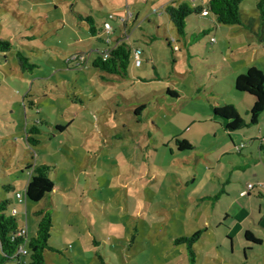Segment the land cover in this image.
I'll list each match as a JSON object with an SVG mask.
<instances>
[{
    "label": "rangeland",
    "instance_id": "1",
    "mask_svg": "<svg viewBox=\"0 0 264 264\" xmlns=\"http://www.w3.org/2000/svg\"><path fill=\"white\" fill-rule=\"evenodd\" d=\"M165 1L0 0V38L11 43L0 53V199L10 201L9 213L18 211L28 239L36 212L50 211L45 264H188V244L179 238L204 228L193 245L195 264H244L245 254L264 263V246L251 244L250 252L225 220L230 170L223 167L242 158L221 156L233 140L248 142L242 129L225 133L210 110L231 105L248 118L253 98L236 91L234 79L252 67L264 75L257 38L264 39V20L257 12L254 33L244 17L243 25L205 35L191 29L190 41L166 19ZM252 1L241 6L251 20ZM86 18L97 30L108 21L112 38L122 34L130 49L142 48V65L130 64L126 78L93 68L100 46ZM82 51L89 53L82 68L65 64ZM17 52L37 67L22 73ZM32 129L34 146L26 141ZM175 139L192 150H178ZM28 165L51 168L53 189L38 203L25 199Z\"/></svg>",
    "mask_w": 264,
    "mask_h": 264
},
{
    "label": "trees",
    "instance_id": "2",
    "mask_svg": "<svg viewBox=\"0 0 264 264\" xmlns=\"http://www.w3.org/2000/svg\"><path fill=\"white\" fill-rule=\"evenodd\" d=\"M243 1L244 0H208L206 4H202L199 0H174L165 7L164 12L172 23L177 35L190 40L191 36L187 37L186 31L187 20L191 16H202L203 12H206V16L211 15L216 25H243L244 22L240 13V5ZM255 2V8L260 15V19L263 21L264 0H255ZM84 21L89 26L90 35L96 37V42L100 45V49L96 51V57L91 62L92 67L108 75L126 78L129 65L134 62L133 49H130L125 44H117L107 49V58L103 59L100 51L105 48L102 38L99 36L100 32L95 28V23L91 18H86ZM251 21L252 20L246 22V26L249 27V29L251 28ZM206 33H208L207 30L201 31L200 35H205ZM10 49L11 43L0 38V53L5 54L10 51ZM16 60L22 73L31 72L37 67L36 64L30 62L29 59L20 52L16 53ZM85 63L79 67H75L72 63L65 62L67 66L75 67L76 69L82 68ZM234 88L238 92L246 93L251 96L253 98V105L247 112V121H245L231 105L210 108L213 118L215 120L219 119L223 131L227 134L255 126L258 123L260 115L264 111V75L258 69L252 67L249 68L244 75L237 76L234 79ZM36 134H38V131L32 129L26 136V141L31 144V146L39 143V139L33 137ZM174 143L180 151L192 150V146L188 141L183 140L179 142L178 139H175ZM27 169L30 179L25 188V199L33 203H38L53 189V185L48 177L51 168L47 165H28ZM8 187L9 186H6L5 188L7 189ZM10 204L9 200L0 199V264H45L44 253L45 251L52 250L48 245L50 231L53 226L50 211L41 209L36 212L35 215L39 219L35 235L28 239L26 236H20L23 224L19 225L16 217L9 213ZM13 208L12 206L10 210ZM205 231L206 229L204 228L195 232L189 238H179V241L188 244V264L196 263V254L193 245L200 239L201 234ZM244 239L245 241L255 244L260 243V240L253 238L249 232L244 233ZM20 247L25 248L27 252L26 255L17 254Z\"/></svg>",
    "mask_w": 264,
    "mask_h": 264
},
{
    "label": "crops",
    "instance_id": "3",
    "mask_svg": "<svg viewBox=\"0 0 264 264\" xmlns=\"http://www.w3.org/2000/svg\"><path fill=\"white\" fill-rule=\"evenodd\" d=\"M172 1H174V0H166L162 5V10L164 11L165 7L169 3H171ZM199 1L202 4H206L208 0H199ZM126 2H129V0H126ZM252 3H254L253 5L255 7V4H256L255 0H253ZM241 6H242V4L240 5V13H241L242 20H243V17L246 19V21L251 20L250 18L248 19L247 16L246 17L243 16V11L241 10ZM254 11H256V13H253V16L251 17L252 21L255 23L254 25L251 24L250 31L252 33H254V30H256L257 27L259 29V19H258L256 8L254 9ZM164 15H165L166 19L169 20L168 16L165 14V12H164ZM130 16L131 15H129V18H130ZM208 16L209 15H207V16H201V15L191 16L187 20V22H188L187 28H186L187 35H188L187 37L191 36V31H193V30H195L198 33H200L201 31H205V30H207L208 32H212L213 30H217L219 25H216L215 20L212 16L210 19H207ZM194 19L199 21L200 24H199V22H197L196 25L194 23H193V25H191V22L194 21ZM105 22H108V21L105 20L102 23V25ZM123 24H127V21H126V23L124 22ZM171 25H172V23H171ZM206 25L208 26V28H206ZM124 27H126V26H124ZM156 27L159 28V25H157ZM172 27H173V25H172ZM200 27H202V30ZM211 27H212V29H211ZM166 28H168V26ZM191 29H193V30H191ZM101 30H102V27L98 30L100 32L99 36L102 38ZM210 30H212V31H210ZM260 30L262 32H264V27L263 28L261 27ZM257 38H259V40H260V41L258 40L259 42H261V40H264L263 38L260 39V37H257ZM94 39L96 40V37H94ZM124 40H126V38L122 34H120L119 36H115L112 38V45L115 46L117 44H125ZM167 40L168 39H166V41ZM171 40H174V39H171ZM139 49L140 48L138 47V48H134L133 50H139ZM82 52H86V51H82ZM140 53L144 55L142 48H141ZM87 54H89V53H87ZM145 58H147V57H145ZM141 65H142V63H141ZM237 76H239V75H237ZM250 108H251V105L249 104L247 106L246 110L244 111L246 116H247V112L249 111ZM247 120H248V118L246 119V121ZM249 128H251L253 130L250 132H249V130L248 131L245 130V129H249ZM240 131L241 130H239V132ZM241 132H242L241 133L242 137L245 138L246 142H248V143L246 144L244 142H241L240 143L241 145H238L233 140L232 141V148L228 147V149H226V151L221 156V158L223 156L232 157L233 153L234 154L236 153L239 157L242 158V160H240V161L232 160L233 158H231V160L229 159L226 162V166L223 167V169L230 170V171H229V176L226 179V186H225L226 188L223 187V190H222L223 194L222 195H224V197L226 199H230L231 206H229V211H227V213L225 215V220L232 222L233 229H237L236 234H243L244 235L245 232H249L253 238L260 240L259 244H255V243L246 241L245 247H247L248 250L253 253V251H252L253 247L250 246L251 244L258 246V247L264 246V205H263V203H264V111L260 115V117L258 119V123L255 126L244 128V129H242ZM235 133H238V132L236 131V132H233L230 134H235ZM252 168H254V169H252ZM252 170H254V171H252ZM250 171H251V174L248 175L247 173H250ZM240 172H241V175H244V174L248 175L247 179H242V176L239 177L237 175H234V174H237ZM234 176H235V178H234ZM238 180H240V181H238ZM248 181H250V182H248ZM248 184L253 185V188L251 190L247 189ZM233 204H237V205L233 206ZM231 229L232 228H228L230 234L233 232ZM262 254H263V257L261 260L264 262V252ZM244 256H245L244 264H251V263H249L250 257L247 256L246 254ZM259 260H260V258H258V261ZM255 262H256L255 259H253L252 264H255ZM256 264H258V262H256ZM259 264H261V263H259ZM262 264H264V263H262Z\"/></svg>",
    "mask_w": 264,
    "mask_h": 264
},
{
    "label": "built area",
    "instance_id": "4",
    "mask_svg": "<svg viewBox=\"0 0 264 264\" xmlns=\"http://www.w3.org/2000/svg\"><path fill=\"white\" fill-rule=\"evenodd\" d=\"M202 16H206V12H203ZM109 19L111 20L112 16H109ZM124 22L125 21L122 20V23H124ZM111 35H112V27L110 26V24L108 22H105L103 24V27H102V41H103V45H104L105 49H102L100 51L103 59L107 58V55H108L107 49H110L113 47ZM170 42H174V40H171ZM176 49H177V47L175 46L174 50H176ZM88 55L89 54H87V53H74V54L69 55L65 59V62L72 63L73 65H75V67H79L87 61ZM133 58H134V62H133L134 66L139 67L141 65L140 51L139 50H133ZM252 188H253L252 184L247 185L248 190H251ZM15 199L19 203L22 202V195L20 193H16ZM17 213H18V211L15 208H13L11 210L12 215L15 216ZM20 236H26V228L22 227V229L20 231ZM26 253L27 252H26L25 248H23V247H20L18 252H17L18 255H26Z\"/></svg>",
    "mask_w": 264,
    "mask_h": 264
}]
</instances>
